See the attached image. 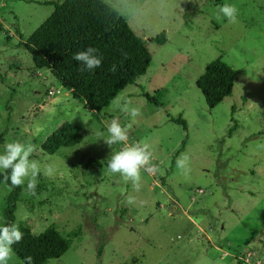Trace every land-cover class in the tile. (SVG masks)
I'll return each mask as SVG.
<instances>
[{
    "label": "rangeland",
    "instance_id": "obj_1",
    "mask_svg": "<svg viewBox=\"0 0 264 264\" xmlns=\"http://www.w3.org/2000/svg\"><path fill=\"white\" fill-rule=\"evenodd\" d=\"M62 1L0 0V153L8 142L31 141L30 159L56 170L52 178L41 172L36 196L22 185L13 223L34 233L54 225L71 238L45 264H264V0H123L129 11L122 16L152 60L100 120L18 45L16 27L25 40ZM226 3L238 8V23L216 18ZM162 31L166 41L158 44L153 38ZM215 58L237 76L231 95L210 109L196 80ZM142 90L160 92L163 106ZM117 98L139 116L123 112ZM231 117L238 123L232 136ZM113 119L129 126L127 145L147 143L153 152L158 170L141 171L138 191L108 170L125 146L103 143ZM64 121L80 128L82 140L45 153L42 142ZM185 154L187 177L176 163ZM10 191L0 183V224ZM18 263L15 254L9 264Z\"/></svg>",
    "mask_w": 264,
    "mask_h": 264
},
{
    "label": "trees",
    "instance_id": "obj_2",
    "mask_svg": "<svg viewBox=\"0 0 264 264\" xmlns=\"http://www.w3.org/2000/svg\"><path fill=\"white\" fill-rule=\"evenodd\" d=\"M16 32L21 39L18 45L29 52L34 67L48 69L63 88L81 99L84 107L91 110L98 120L101 110L128 84L144 75L152 60L145 41L135 34L122 15H118L103 0H63L54 3L52 13L25 40H22L17 27ZM153 40L164 44L165 31L157 34ZM88 47L98 49L103 57L102 65L93 71L81 72L80 64L73 59V55ZM113 64L117 68L115 72L110 70ZM236 76V71L221 58L206 63L196 80V86L210 109L231 95ZM141 95L149 102L163 106L159 99L160 92L152 95L142 90ZM167 117L187 128L186 120L180 115L174 118L167 113ZM231 121L230 136L238 127L233 117ZM81 140L80 128L64 121L47 135L41 148L45 153L53 154L59 148L71 147ZM6 174L10 175L0 171V183L4 182L11 188L10 180L6 182L4 179ZM21 187L11 188L4 209L7 218L5 224L15 221ZM18 226L24 234L23 240L13 245L14 253L22 261L18 264H26L25 258L28 256L32 257L33 264H45L49 259L59 258L71 246V238L54 225H49L40 233H34L24 224Z\"/></svg>",
    "mask_w": 264,
    "mask_h": 264
},
{
    "label": "clouds",
    "instance_id": "obj_3",
    "mask_svg": "<svg viewBox=\"0 0 264 264\" xmlns=\"http://www.w3.org/2000/svg\"><path fill=\"white\" fill-rule=\"evenodd\" d=\"M109 3V0H105ZM118 15H126L129 11L126 4L114 8ZM238 8L233 4H223L217 6L216 18L227 19L229 23H238ZM73 59L80 64V71H93L102 65L103 57L98 53L95 47H88L84 51L74 53ZM111 71L117 70L113 64ZM117 107L130 115L133 119L137 118L140 110L137 107H130L131 102L127 99L117 98L114 101ZM108 137L103 140V143L111 149L117 143H125V146L115 152L108 163V170L111 173H119L126 181L131 182L135 190H139L141 184V171L153 173L158 169L154 165L153 152L147 143H136L127 145L129 126L121 124L119 119H113L107 125ZM264 147V146H262ZM36 151L35 145L31 141L21 142L18 140L8 142L4 145L3 153H0V171L10 173L5 175V181L10 180L11 188L19 187L25 184L26 192L32 196H36L38 177L41 172L46 177L52 178L55 175V168L51 165L41 167L36 160H31L30 157ZM177 168L181 170L182 175L188 176L191 173L190 157L183 155L177 160ZM126 204L131 205L135 202V197L128 195ZM23 232L15 223L0 224V264H9L15 255L13 245L19 244L23 240ZM26 264H33L31 256L25 258Z\"/></svg>",
    "mask_w": 264,
    "mask_h": 264
},
{
    "label": "built area",
    "instance_id": "obj_4",
    "mask_svg": "<svg viewBox=\"0 0 264 264\" xmlns=\"http://www.w3.org/2000/svg\"><path fill=\"white\" fill-rule=\"evenodd\" d=\"M55 91H56V90H53V91L50 92V93H54ZM200 191H201V190H200ZM249 255H250V253H249ZM249 259H250V261L248 262V261L246 260V262L250 264V263H252V258H249Z\"/></svg>",
    "mask_w": 264,
    "mask_h": 264
}]
</instances>
